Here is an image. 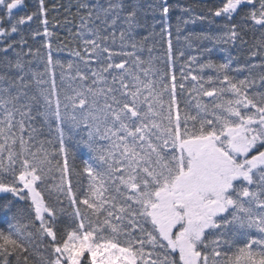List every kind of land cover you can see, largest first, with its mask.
<instances>
[{
	"label": "snow or ice",
	"instance_id": "1",
	"mask_svg": "<svg viewBox=\"0 0 264 264\" xmlns=\"http://www.w3.org/2000/svg\"><path fill=\"white\" fill-rule=\"evenodd\" d=\"M28 7L0 0V264H264V0ZM176 8L177 41L222 22L184 37L202 43L179 69ZM203 42L248 58L214 61Z\"/></svg>",
	"mask_w": 264,
	"mask_h": 264
},
{
	"label": "trees",
	"instance_id": "2",
	"mask_svg": "<svg viewBox=\"0 0 264 264\" xmlns=\"http://www.w3.org/2000/svg\"><path fill=\"white\" fill-rule=\"evenodd\" d=\"M170 3L173 4H178L180 6H190L192 8V15L194 16H199V15H207V8L211 7L213 5L219 4L220 0H169ZM26 3L28 4V10H34L35 8V4H36V0H26ZM47 3L49 4V6L51 7V5L53 4H64V5H68V4H75L76 0H47ZM19 14H23V11H21ZM68 15L67 13L64 12L63 9H60L59 12H53L50 11L49 14V20H50V30L54 31L56 33V36L54 37V53L57 57H59L62 60H67L70 57V52L72 50V48L75 47V42H69L70 41V37L68 34V26H65L63 21H64V17ZM181 15L184 16L185 19L188 18V14L187 13H181L179 8H176L173 11L172 14V19L170 21V23L173 25V33H174V45L175 48L177 50V52L179 51H183L185 53L184 58H182L180 60L179 63H177L176 67L177 69H179L180 64L183 63V60L187 59V57L189 55H196L199 56L200 52L198 51V48L200 47L201 43L200 41H197L195 37H193L192 39V46L189 47L188 46V42H186L184 40V37L186 35H188L189 33H195V34H200L203 32H210V33H217L220 30V26H221V21L218 18H212L211 16L208 17L207 20L204 21H200V20H196L195 23H189L187 25H183L181 24V33H180V39L179 41L175 40V26L177 24V17H180ZM53 17H56L57 19L60 20V24L56 25V21L53 19ZM71 18V17H69ZM37 27V22H34L31 24V28H35ZM158 30V29H157ZM23 31L26 34V37L28 38V45L33 47V48H37L40 47V43L41 40L40 38H36L35 40H33L31 38V36L29 35V29L28 28H24ZM259 36V32L256 33H252L249 32L248 36L246 37V39L251 42L255 37ZM18 39V37H16ZM203 46L205 47H211L212 48V53H211V59H213L214 61L217 62H223L226 53L224 51H221L220 49L223 47L225 49H227L228 51H231L232 55L239 57L240 62H243L245 59H247V55H246V49H234L232 48L230 45H216L213 46L210 43L207 42H203ZM59 49V50H57ZM25 50H27V48H25ZM162 51V49H160ZM146 55V53H145ZM253 63H258V61H253ZM235 63L233 64V67H235ZM195 67V65L193 66ZM206 74H213L211 72V70H205ZM247 73H243L241 74L240 78H242L243 75H246ZM37 123H39V119L37 120ZM53 134H49L47 127L44 128L42 134H41V138H52ZM77 167L81 166L80 165V161L77 160L75 161ZM81 182L82 183H86V178L81 177ZM2 195V194H0ZM70 210V209H69Z\"/></svg>",
	"mask_w": 264,
	"mask_h": 264
}]
</instances>
